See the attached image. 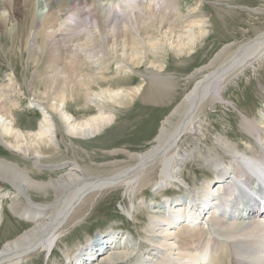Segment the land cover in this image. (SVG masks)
<instances>
[{
	"label": "bare ground",
	"instance_id": "6f19581e",
	"mask_svg": "<svg viewBox=\"0 0 264 264\" xmlns=\"http://www.w3.org/2000/svg\"><path fill=\"white\" fill-rule=\"evenodd\" d=\"M104 1L0 0V36L12 37V34L22 29V43L26 45L25 49L29 48V52L30 49L37 48L36 41L42 37L44 41L41 40L43 45L39 50L49 49L50 65L48 66L52 68L50 70L52 75L45 78L48 79L45 89L49 86L47 84L58 83V89L48 99L41 91L39 94L38 91L29 90L32 81H28V76L24 84L17 82L20 91L23 92L24 88L29 90L31 106L42 112L43 118L38 130L18 127L16 116L9 110L8 104L2 106L0 111V118L6 117L5 121L9 119L8 113L12 118L9 127L5 122L0 123L2 145H6L13 152L23 154L31 162V166L29 162L30 167H28L19 161L0 159V180L12 183L15 188V192H12L14 196H10L12 201L6 207L14 218L24 220L30 225L21 234L7 239L0 246V264H27L30 261L27 259L32 258L36 253L46 252L51 255L52 247L60 235L77 220L86 206L94 203L98 194L113 188H127V191L133 194L136 185L141 181L140 177L155 169H159L161 174V182L154 185L159 187L157 190L172 187L173 184L169 182L175 179V175L182 174L190 151L193 155L196 153L194 149L188 151L187 148L184 149L183 141L189 136L199 137V132L203 129L201 123L207 115L208 108L219 104L222 89L226 88L227 84L241 78L250 67H256L258 63L264 62V32L245 42L227 43L213 58L189 75L187 80L194 82L192 88L164 118L158 134L144 150L131 152L127 149L115 148L104 151L105 154L107 153L106 156H111V159L102 160L105 161L104 163H92L94 161L92 160L91 164L98 170V172L93 171L95 167L92 166L94 167L92 172L82 164L81 154L89 156L87 148L76 141L91 142L92 138L103 134L105 128L111 126L117 119L118 109L116 111L114 109L128 107L143 90L145 81L138 83L139 85L134 88H129L121 86L120 79H117L122 72L135 73V66H140L143 62L140 57L141 49L137 48L143 41L140 33L142 24L149 20H152L153 24L156 22L162 24V27L169 24L173 27L170 30L174 33L178 27L180 29L177 31L180 33L176 46L178 55L192 54L196 44L202 42L208 32L206 17L201 12L199 14L196 9L179 20L170 21L164 17L166 13L170 12V16L172 12L176 13V8L169 4L177 0ZM249 11L264 13L262 8H251ZM60 33L67 34L63 39L67 43L70 42L68 60L64 67L60 66L62 63L60 41L58 43L54 38ZM115 39L121 41L124 39L122 44L131 45L133 66L123 65L122 60L115 61L116 69L122 70L116 72L117 77L97 78V75H103L109 69L111 58L102 59L108 56L106 52L109 49V42ZM124 53L125 51L123 55ZM114 60L116 59L113 58ZM95 67L97 68L94 69ZM99 72L101 73L97 74ZM136 73L157 82L162 89L171 88V83L165 86L159 75L145 76L141 72ZM8 79L5 87L10 89L11 77ZM100 80L103 81L102 84L99 83ZM92 84H95L98 90L96 88L93 90ZM83 87L88 90L85 91ZM76 96L84 98V106H82L87 112L94 111V114L77 118L69 112L67 104L69 101H76ZM47 100L54 114H63L65 129L61 138L64 149L72 152L73 159H62L59 163L56 161L52 163V168L45 170L46 177L50 179L41 181L37 180L36 176L45 169V164L50 163L46 155L55 153L60 148V144L54 139L59 135L53 113L43 111V104ZM66 102V107L63 108ZM7 103L11 106L18 105L16 100ZM263 121L260 123L264 124ZM246 123L247 128L259 139L256 154L250 156L248 152L246 154V151H240L236 146L229 145L228 141L218 140L219 145L225 147V152L233 161L229 163L227 169H223V163L219 161L223 158L220 153L210 154L205 158V164L215 169L217 173V180L214 183L207 182V189L198 187L183 196H165L164 202H159L161 207L155 205L156 203L150 204V221L145 232L148 234L146 236L148 241L155 248L145 254L138 253L137 243L132 244L133 242L128 241L124 244L123 236H120L118 242L114 234L111 236L109 234L106 235V239L103 241L99 239L98 244L94 245L95 251L104 252L99 257L101 259L98 258L99 263L121 264L125 263L124 260L129 261V258L137 256L133 259L137 264H211L210 260L212 263L214 260L211 256L212 251L208 255V250H214L219 246L217 240L220 237L225 240L223 242L229 248L232 264H264V135L260 134L259 127L251 121ZM9 136L14 138V143L6 141V137ZM197 155L199 156V153ZM118 156H125V159L119 160ZM260 156L262 161H259ZM86 166L88 167L87 164ZM33 194L43 199L52 196L54 200L36 202ZM206 212L208 217L203 219ZM2 213V205H0V226L3 221ZM158 226H167V228H158ZM181 234L189 241L177 237ZM92 240L94 238H90L85 247L76 249L71 257L68 256L67 264H73L78 259H80L78 263L82 261L79 264H83V261L95 264L98 252H87ZM103 247L105 248L102 249ZM175 250L178 251L176 253L178 257H175ZM88 257L93 260H88Z\"/></svg>",
	"mask_w": 264,
	"mask_h": 264
},
{
	"label": "rangeland",
	"instance_id": "374dc122",
	"mask_svg": "<svg viewBox=\"0 0 264 264\" xmlns=\"http://www.w3.org/2000/svg\"><path fill=\"white\" fill-rule=\"evenodd\" d=\"M110 1L112 0H109V2ZM104 3L106 2L104 1ZM169 5L176 8V13L172 12L170 16L169 12L166 13V16H164L170 21H174L176 19L179 20L182 17L185 18L191 14L190 12L195 11V9L199 14L201 12V14H203L208 21V32L205 35V39L196 44L197 46L192 54L178 55L176 52V46L178 42L177 37L180 33L177 31H180V29L176 27L177 31L174 33L173 30H170L173 29V27L169 26V24L166 25L164 23L165 25L162 27V24H159L158 22L153 24L152 20L146 21V23L142 24L140 32L143 41L141 45L137 46V48L141 49L140 57L143 62L140 66H135V73L122 72V74L118 75V77L115 75L116 72L122 70L116 69L117 64L115 61L119 62L122 60L124 62H121L123 65L127 64L128 67L133 66L134 59L131 57V45L128 43L126 45L122 44L124 39L122 41L121 39H115L109 42V49L108 52H106L108 53V56L102 59L105 60L109 58L110 60L111 58V62L108 64L109 69L105 72V74L100 76L97 75V78L100 77L101 79L102 77L110 78L111 76H116L117 79H120L121 86H127L129 88H134L143 81L145 82L142 88L143 90H141L140 94L136 96L138 98L135 97L132 104L128 107L124 106L114 109L115 111L118 109L116 111L117 119L111 126L105 128L102 132L103 134L92 138L91 142L76 141L78 144L81 143L83 147L87 148L89 156L81 154L83 158L82 164L91 171L95 167L96 169L94 168L93 171L95 170L98 172L97 167L91 164L92 160L95 161L92 163H104L105 161L111 159V156H106L107 153L105 154L108 150H113L115 148L127 149L131 152L144 150L158 134L164 118L171 113V110L181 102L184 95L192 88L194 82L189 79L187 80L189 75H191L198 67L213 58V56H215L216 53H218V51H220L227 43L245 42L256 37L257 34L264 32V13L258 14L249 11L251 8H262L264 10V0H177ZM65 35L67 36V34ZM65 35L60 33L57 34L58 37H54L56 38L55 41L58 43L60 41V49H58L61 50L62 63L60 66L63 65V67L66 66L68 60L67 58L69 55L70 45V42H68V44L64 41L63 38ZM21 36L22 29H20L18 33L12 34V37L6 35L0 36V111H2V106L8 104L11 107H9V110H11L16 116V123L18 127L25 128V130H27V128L34 130L37 128L38 130L40 128V121L42 120L43 115L40 109L31 106L30 100L32 99L30 97L29 90L32 89L33 91H38L39 94H41V91L45 93L46 97L49 99L51 98L52 93L58 89V83H54L52 85L47 84L49 86L45 89L46 80H48L45 78L52 75L50 72L52 68L48 66L50 65L48 53L49 49L47 48L48 50L46 51L43 49L39 50V47L43 45L41 42L43 38L41 37V39L39 38L36 41V47L38 49H30L29 52V48L25 49L26 45L22 43ZM181 41L184 42L183 39H181ZM67 44L68 46H66ZM123 51H125L124 55ZM112 57L116 60L113 61ZM158 60L159 63L162 62L160 63L161 66L158 63ZM153 64L155 66H153ZM158 65L162 68L161 70ZM96 68L97 67L94 69ZM136 72H141L145 76L146 74L148 76L159 75L165 86H169L171 83V88L167 89L166 87V89H162V86L159 87L157 82H153L147 76L145 78ZM100 73L101 72L97 74ZM26 76H28V81H32L33 83L27 81V83H30L31 86L29 87V90L24 88L22 92L19 90L17 82L19 81L24 84L26 82ZM9 77H11L10 84H12V88L10 89L5 87L9 81ZM102 82L103 81L100 80L99 83L102 84ZM91 87L93 90L95 88L98 90V87L95 84H92ZM83 88L85 91L88 90L86 87ZM18 91L20 93H18ZM157 92L159 94H156ZM77 98L78 96H76V101H69L68 104L66 102L63 108H65L67 104V110L74 114L77 118L94 114V111L91 110L87 112L83 107L84 98ZM221 98L220 100L217 98L219 100V104L208 108L207 115L205 116L203 123H201L203 129L199 132V137L192 138L189 136L183 141L182 144L184 149L187 148V151L188 149H194L193 151H196V153L193 155L189 150L190 153L187 161L185 162L186 165L182 174H179V176L178 174L175 175V179L169 182L173 184L172 187L165 190H157L159 187L154 185L161 182V174L159 169H155L153 172L150 171L149 174H143L144 176L142 175V178L140 177L141 181L138 185H136L133 194L129 190L128 192L127 188H113L103 192L104 194H98L94 203L86 206V209L83 210L82 214H79L80 216L77 217V220L69 228H67L62 235H60L58 241L55 242L52 247V249L55 247L52 251V255H48L46 252L41 254L36 253L32 258L27 259L30 260L27 264H67L68 256L71 257L76 249L85 247L90 238L94 236L98 237V234L100 235L101 233L109 235L115 230L126 231L124 232V235H122L124 244L128 241L131 243L133 242L132 244L137 243L138 249H136V252L138 253L140 252L145 254L151 251L152 248H155L152 243L148 241V238L146 237L148 234L145 232L150 221V204L156 203L155 205H160L161 207V203L157 201L163 200L165 196H183L188 194L190 190L197 189L198 187L206 188L208 186H206L207 182L214 183V181L217 180V173H215V169L205 164V158L210 154L215 155L216 153H220L221 158H223L219 161L223 163V169H227L226 167L233 161L230 155L225 152V147H221V145H219L220 141L218 140L222 139L228 141L229 145L236 146L240 151H246L245 153H249L250 156L256 154V147H258L257 143L259 142V139L255 136L256 134L252 133L247 128L246 122L251 121V123L259 127L260 134L264 135V124L260 123L264 120L262 119V117H264V115H262L264 113V62L258 63L256 67H250L245 74L241 76V78L233 80L231 84H227L226 88L222 89ZM5 99L7 100L6 102ZM79 99L81 100L79 101ZM12 100H16L18 105L11 106V104L7 103ZM92 103L94 102L92 101ZM43 107V111L53 113L59 135L58 138L55 137L54 139L60 144V148L58 151L56 150L55 153L47 154L48 156L46 155V158L50 159V163L45 164V169L40 172L38 176H36V179L41 181L50 179L49 177H46L47 172L45 170L51 169L52 163L55 161L56 163H59L62 159L70 160V158L73 157L71 151L64 149L63 140L61 138L65 129L63 114H54V112L49 108L48 100L44 102ZM8 114L9 119L5 121L6 117L0 118V123L3 124L5 122V125L9 127L12 118L10 117V113ZM6 141L11 143L15 142L14 138L12 139L10 136L6 137ZM2 143L3 142L0 141V159H7L12 162L19 161L20 163H25L26 166L29 165L30 159L26 158V156L24 157L21 153L9 150L6 145L4 146ZM197 153H199V156ZM29 154L33 155L32 153ZM55 155L59 158L54 157ZM103 156L104 158H102ZM46 158L45 161H47ZM117 158L119 160H124L125 156H118ZM172 166L173 164L170 168ZM142 180L145 181L142 182ZM136 182H138V180H136ZM11 184L12 183L10 182L0 180V205H2L3 212V221L0 226V246L3 245L7 239L14 238L30 227L26 221L14 218L9 212L8 207H6L12 201V197H10L14 196V193L12 192H15L14 185ZM33 198L36 202H52L54 200V197L52 198V196H50V198L43 199L35 195ZM207 217L208 213L206 212L203 219H206ZM186 219H188V217ZM245 221L248 222V220ZM167 226H158V228H167ZM125 233L128 234L125 236ZM177 237L181 239L184 238L182 234ZM185 240L188 239L184 238V241ZM223 241L225 240L219 237L217 240L219 246L215 247L214 250H208V255H210L209 253L212 251L211 256H213L214 260V263H212V260L209 259L211 264H232L233 259L231 258L229 248ZM80 251L82 250L80 249ZM177 252L178 251L175 250V257H178L176 256ZM102 253L104 254V252H101L100 254ZM99 257H101V255L98 253L95 264H103L99 263ZM136 257L137 256L129 258V261L126 259L124 260L125 263L121 264H137L135 260H133ZM177 260L179 259L177 258ZM77 261L73 264L78 263ZM83 262V264H89V262ZM175 262L178 263V261Z\"/></svg>",
	"mask_w": 264,
	"mask_h": 264
},
{
	"label": "flooded vegetation",
	"instance_id": "af4514ba",
	"mask_svg": "<svg viewBox=\"0 0 264 264\" xmlns=\"http://www.w3.org/2000/svg\"><path fill=\"white\" fill-rule=\"evenodd\" d=\"M260 160L262 161L261 156L259 157V161H260Z\"/></svg>",
	"mask_w": 264,
	"mask_h": 264
}]
</instances>
